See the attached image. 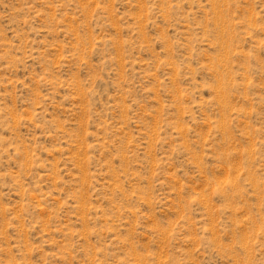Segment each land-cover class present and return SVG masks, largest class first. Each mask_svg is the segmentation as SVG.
<instances>
[{"label":"rangeland","instance_id":"374dc122","mask_svg":"<svg viewBox=\"0 0 264 264\" xmlns=\"http://www.w3.org/2000/svg\"><path fill=\"white\" fill-rule=\"evenodd\" d=\"M0 264H264V0H0Z\"/></svg>","mask_w":264,"mask_h":264}]
</instances>
